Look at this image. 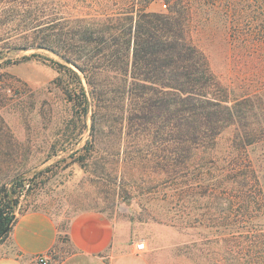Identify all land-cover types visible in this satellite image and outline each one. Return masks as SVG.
<instances>
[{
    "label": "trees",
    "instance_id": "1",
    "mask_svg": "<svg viewBox=\"0 0 264 264\" xmlns=\"http://www.w3.org/2000/svg\"><path fill=\"white\" fill-rule=\"evenodd\" d=\"M155 1L0 0V56L54 54L69 76L68 100L89 115L83 149H126L159 177V194L174 207L195 210L201 196L217 207L226 193L215 181L226 172L229 215L214 219L221 238L208 243L225 247V264H264V228L255 221L263 191L248 152L264 143V0H163L166 10L152 12ZM213 46L223 59L218 73ZM228 130L218 172L209 156ZM22 182L2 187L0 243L15 223Z\"/></svg>",
    "mask_w": 264,
    "mask_h": 264
},
{
    "label": "rangeland",
    "instance_id": "2",
    "mask_svg": "<svg viewBox=\"0 0 264 264\" xmlns=\"http://www.w3.org/2000/svg\"><path fill=\"white\" fill-rule=\"evenodd\" d=\"M162 4L163 0H156L149 9L165 11ZM201 44H206L204 38ZM213 47L211 63L218 73L223 59ZM7 59L13 64L0 65V198H5L3 185L11 190L13 182L23 181L22 186L16 185L14 215L42 210L52 217L58 231L56 260L69 252L67 230L72 218L97 211L116 225L128 246L133 241L145 243V252L136 255L132 251L140 264H225L221 259L225 247L208 241L221 238L214 236L219 231L214 219L229 215L224 200L229 199L232 184L225 179L226 172L215 181L217 190L226 193L217 207L206 208V196L199 198L195 210L190 204L174 207L159 194V177L126 149L113 152L100 146L93 153L83 149L89 140L90 119L89 115L81 117L68 100L65 81L69 76L54 64L62 61L46 50L5 53L0 64ZM231 135L232 130L223 133L216 152L209 156L218 172L226 166L222 160ZM248 152L263 191L255 199L259 209L255 221L264 228V143ZM177 216H181L178 222ZM209 217L211 228H207ZM194 218L198 223L191 229Z\"/></svg>",
    "mask_w": 264,
    "mask_h": 264
},
{
    "label": "crops",
    "instance_id": "3",
    "mask_svg": "<svg viewBox=\"0 0 264 264\" xmlns=\"http://www.w3.org/2000/svg\"><path fill=\"white\" fill-rule=\"evenodd\" d=\"M15 223L0 243V264H37L48 255L49 264H140L116 225L97 211H84L72 218L67 230L69 252L55 259L58 241L56 223L42 210L15 215Z\"/></svg>",
    "mask_w": 264,
    "mask_h": 264
},
{
    "label": "built area",
    "instance_id": "4",
    "mask_svg": "<svg viewBox=\"0 0 264 264\" xmlns=\"http://www.w3.org/2000/svg\"><path fill=\"white\" fill-rule=\"evenodd\" d=\"M162 8L166 9V5L162 4ZM133 248H134V253L136 255H139L143 252H145V243L142 241H133L132 242ZM36 263L37 264H49V259L48 255H39L36 258Z\"/></svg>",
    "mask_w": 264,
    "mask_h": 264
}]
</instances>
